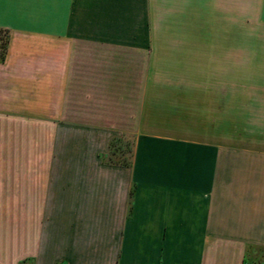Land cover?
I'll return each instance as SVG.
<instances>
[{
  "label": "crops",
  "instance_id": "obj_1",
  "mask_svg": "<svg viewBox=\"0 0 264 264\" xmlns=\"http://www.w3.org/2000/svg\"><path fill=\"white\" fill-rule=\"evenodd\" d=\"M0 29V264H264V0H0Z\"/></svg>",
  "mask_w": 264,
  "mask_h": 264
},
{
  "label": "rangeland",
  "instance_id": "obj_2",
  "mask_svg": "<svg viewBox=\"0 0 264 264\" xmlns=\"http://www.w3.org/2000/svg\"><path fill=\"white\" fill-rule=\"evenodd\" d=\"M6 37L7 36H3V39H0V52H3V48L5 47V42H6ZM9 38V36H8ZM205 115H203L204 117ZM206 119V117H204ZM239 114L238 113H234L232 114V121H231V124L230 125H227V128L225 130L221 129V130H218V131H224L228 134H230L233 138H238L240 137L245 131L243 129V124H242V121L239 119ZM188 125H189V130H185L186 133H189L191 132V121L188 122ZM207 131V130H206ZM210 131H214L213 130H210ZM191 134V133H189ZM122 143V145L120 144ZM124 146L125 149H122L127 151V152H130L131 151V143H130V140L128 142H115L113 144V150L111 152V154L108 156L107 160L109 162H117L118 160V155H117V152L119 150H121V148ZM120 152V151H119Z\"/></svg>",
  "mask_w": 264,
  "mask_h": 264
},
{
  "label": "trees",
  "instance_id": "obj_3",
  "mask_svg": "<svg viewBox=\"0 0 264 264\" xmlns=\"http://www.w3.org/2000/svg\"><path fill=\"white\" fill-rule=\"evenodd\" d=\"M7 36L6 37V42H5V47L3 48V52H0V61L4 60L6 52H7V45L9 42V31L5 30V29H0V39H3V36Z\"/></svg>",
  "mask_w": 264,
  "mask_h": 264
},
{
  "label": "built area",
  "instance_id": "obj_4",
  "mask_svg": "<svg viewBox=\"0 0 264 264\" xmlns=\"http://www.w3.org/2000/svg\"><path fill=\"white\" fill-rule=\"evenodd\" d=\"M244 264H248L247 262H245Z\"/></svg>",
  "mask_w": 264,
  "mask_h": 264
}]
</instances>
